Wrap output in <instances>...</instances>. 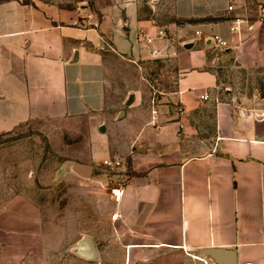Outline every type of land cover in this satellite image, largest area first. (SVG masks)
<instances>
[{
	"label": "crops",
	"instance_id": "1",
	"mask_svg": "<svg viewBox=\"0 0 264 264\" xmlns=\"http://www.w3.org/2000/svg\"><path fill=\"white\" fill-rule=\"evenodd\" d=\"M99 1L97 12L44 0L0 3V133L33 120L102 113L105 59L110 49L126 56L120 42L132 21L139 47L150 48L145 60L175 57L180 111L161 110L154 118L145 108L146 91L135 93L125 115L129 125L117 135L139 147L116 156L121 174L102 165L113 147L106 153L99 142L91 154L102 166L95 176L92 168L91 182L112 185L78 189L91 195L92 211L98 212L95 197L104 200V231L91 228L98 261L61 250L55 233L61 225L36 218L35 204L21 199L0 209V264H107L112 258L122 264H264V10H247L241 0H174V16L183 23L164 27L174 36L169 40L157 37L155 20L139 17L135 0ZM214 35L228 47L217 48ZM134 121L135 137L127 131ZM94 134L103 133L97 128ZM120 187L116 203L112 193Z\"/></svg>",
	"mask_w": 264,
	"mask_h": 264
},
{
	"label": "rangeland",
	"instance_id": "2",
	"mask_svg": "<svg viewBox=\"0 0 264 264\" xmlns=\"http://www.w3.org/2000/svg\"><path fill=\"white\" fill-rule=\"evenodd\" d=\"M4 1L6 0H0V3ZM44 1L56 4L65 10L97 12L95 5L99 0ZM117 1L120 2V0ZM135 1L138 3L139 17L155 20L160 30L167 33L166 39L173 40L172 33L164 27L170 24L181 26L183 23L174 16V0ZM241 1L247 4V10L257 12L264 10V0ZM103 2L104 0L99 1L100 4ZM132 23L133 30L127 33L126 42H120V49L128 50V53H125L126 56H120L110 49L105 59L106 88L102 113L88 114L80 118L33 120L20 124L13 130L0 133V209L12 200L24 199L33 202L36 218L61 225L60 228H56L55 233L62 238L60 248L63 251L77 242L79 237L84 235L91 237L92 225L98 224L95 232L104 231L103 198L101 195L98 199L95 197L99 203L98 212L97 209L92 211L91 195L81 194L78 189L112 188L111 184L108 187L106 184H93L91 180L80 181L73 175L58 181L63 162L82 160L84 164L94 169L93 176H95L101 173L102 166L91 160V154L95 152L94 149L99 142L102 143V147L108 148L106 153L110 150V146L115 149L107 156L113 160L116 156H128L130 147H139V144L133 142V139L130 140L128 136L117 135L124 133L129 125L126 121L127 116L119 120L118 115L122 110L131 109L132 106L125 107V102L131 94L146 91L145 108L146 111L150 110L154 118L157 114L160 115L161 110L167 111V114L180 111L173 95L180 78L175 57L164 53L145 60L150 57V48L139 47V42L136 41V23L135 21ZM141 38L139 35V39ZM132 48L143 60L132 58L130 52ZM218 52L219 50H214L213 54L216 55ZM154 108L156 111H153ZM103 124L107 129L105 132L100 131V126ZM97 128L100 133H103L100 134L102 138H96L94 131ZM138 128L139 122L134 121L127 131L135 137L138 134ZM146 137L148 138L149 135ZM106 153H101L98 158L103 159ZM119 169L112 171L107 168L106 170L120 175ZM117 181L120 182L121 178ZM115 182L114 180V184ZM49 229L50 227L46 229V232H51L53 227ZM107 262V264H122V259L112 258Z\"/></svg>",
	"mask_w": 264,
	"mask_h": 264
},
{
	"label": "water",
	"instance_id": "3",
	"mask_svg": "<svg viewBox=\"0 0 264 264\" xmlns=\"http://www.w3.org/2000/svg\"><path fill=\"white\" fill-rule=\"evenodd\" d=\"M193 47V44H187L184 46V48L186 49H191ZM78 54L75 53V57ZM134 102V95L131 94L128 96L127 101L125 102V107H130L132 105V103ZM126 115V111L122 110L119 115H118V119H122L124 118ZM100 131L101 132H105L106 131V126L103 124L100 126ZM68 175H73L76 176L78 178H81L83 180H90L92 175H93V169L91 166L89 165H85L83 163H80L78 161L75 160H66L63 162L60 171H59V176H58V181H62L64 180V178ZM67 251L80 258L83 260H87V261H98L99 260V253H98V249L96 247V244L94 242V240L92 239V237L88 236V235H84L81 237V239H79L77 242H75L74 244H72ZM206 255H208L209 257L212 258H216V254L215 252L212 251H208L206 253Z\"/></svg>",
	"mask_w": 264,
	"mask_h": 264
},
{
	"label": "built area",
	"instance_id": "4",
	"mask_svg": "<svg viewBox=\"0 0 264 264\" xmlns=\"http://www.w3.org/2000/svg\"><path fill=\"white\" fill-rule=\"evenodd\" d=\"M233 7H229V10H232ZM167 33L164 31V30H160L158 32V35L157 37L160 38V39H166V35ZM201 32L197 31L196 32V35H200ZM142 39V38H141ZM213 39V42H214V45L217 47V48H227L228 47V42H226L225 40H223L221 37H219L218 35H214L212 37ZM148 42H151V40H148ZM205 98H208L205 97ZM103 165L105 167H107L108 169L110 168L112 171H115L117 169H119L122 165V161L119 160V159H110V160H107L103 163ZM123 187H120V188H116L113 190V197H114V201L116 203H119L122 199V195H123ZM114 218H117V214L114 215Z\"/></svg>",
	"mask_w": 264,
	"mask_h": 264
}]
</instances>
